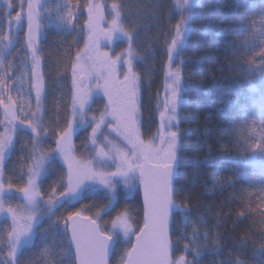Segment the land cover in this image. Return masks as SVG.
<instances>
[{"label":"trees","instance_id":"obj_1","mask_svg":"<svg viewBox=\"0 0 264 264\" xmlns=\"http://www.w3.org/2000/svg\"><path fill=\"white\" fill-rule=\"evenodd\" d=\"M65 1L74 6L77 18L73 23L78 27L65 30L61 26L54 30L43 25L38 45L45 86V122L50 127L58 124L63 128L70 118L71 63L87 36L85 8L88 3H100L104 8L117 3L122 6L123 27L133 34L141 134L148 139L155 126H160L159 112L163 110L160 97L169 63L167 44L174 38L176 24L187 19L189 32L174 63L175 67L182 68L186 95L178 106L181 150L173 198L176 204L187 205L188 211L175 212L170 230L173 258L184 254L186 243L191 246L195 228L198 237L195 244L201 250L195 264H236L238 260L244 264H264V256L259 254L264 248V217L259 214L264 211L260 207V198L264 195V154L254 150L257 144L264 146V57L260 55L264 51V0H191V10H183V16L179 7L183 0ZM10 2L18 5L20 0ZM6 11L5 3H0V13ZM19 11L15 7L13 17ZM8 34L5 20L0 29V58L13 61L18 78L25 66H30L25 55L28 49L24 46L27 28L23 26L17 33L13 27L15 38L11 43L3 39ZM101 49L108 52L119 48L102 46ZM68 52L71 59L67 58ZM65 64H68L66 70ZM30 97L25 111L35 109L34 90ZM91 114L96 115L94 107L89 109L88 115ZM90 129L76 134L75 154L90 151ZM44 143L56 147L53 138ZM30 153L31 132L18 127L15 144L6 153L3 165L6 189L9 182L15 186L8 191L13 206L23 205L19 201L23 194L15 188L26 185L27 177L21 173L31 163ZM56 156L46 163L45 177L39 183L44 193L65 173ZM60 191L62 187L58 188L57 195ZM123 196V192L117 194L114 207L102 215L101 223L127 207L139 228L142 223L139 196L136 194L125 201ZM109 199L106 193L84 192L79 203L56 208L55 215L48 213L45 205L40 209L45 214L30 243L21 246L19 264H74L66 232L57 223L58 218L84 205L93 206L85 215L94 216L96 208L107 204ZM10 225L8 219L0 217V236ZM4 254L5 245L0 243V259ZM187 258L193 260V254L189 252ZM110 263L115 261L111 258Z\"/></svg>","mask_w":264,"mask_h":264},{"label":"snow or ice","instance_id":"obj_2","mask_svg":"<svg viewBox=\"0 0 264 264\" xmlns=\"http://www.w3.org/2000/svg\"><path fill=\"white\" fill-rule=\"evenodd\" d=\"M4 3L7 11L0 13V29L6 20L9 31V34L3 37L4 40L11 43V40L15 38L13 27L18 33L25 23L27 25L24 46L28 49L25 55L30 66H25L23 76L27 77L30 88L29 99L23 97L19 100L14 99L11 93L16 82L13 71L15 65L13 61L5 62L3 58H0V106L3 111V117L0 118V126L3 127V131L0 132V213H6L11 219L10 227L3 236H0V243H3L6 248V254L0 259V264H19L18 254L22 242L26 244L30 241L34 227L45 214L40 209L46 205L47 212L55 215L54 209L66 207L80 199L82 191L90 186L89 182L101 184L109 190L108 203L97 207L94 216L85 215V212L92 211L93 206L84 205L75 211H68L66 217H59L57 221L66 232L70 231V241L75 245L78 264H109L110 249L114 242L120 239L121 234L125 245H131V247L121 255L119 264H195V258L201 255L200 247L195 244V239L198 238L197 230L193 228L191 246L186 243L183 249L184 254L176 258H173V242L170 238L175 212L186 213L188 211L187 205L176 204L173 198V180L179 163L178 152L181 150L178 106L186 95L182 68L173 67V64L183 50L185 38L189 32V21L184 19L176 24L174 38L167 44L169 63L165 76L168 82L165 84L163 110L159 112L160 126L156 134L145 142L140 137L139 77L133 70L135 58L132 49L133 34L123 27L121 5L117 3L111 5L112 18L106 29H101L99 25V21L104 19L103 6L92 3L87 5L88 19L85 22L87 36L84 47L76 51L75 60L71 63L73 92L70 118L66 121V127L60 128L57 124L53 128L45 122L43 115L45 86L41 70L40 49L37 45L45 10L39 0H28L26 11L24 0H20L18 5H14L10 0H4ZM17 6L20 11L16 12L13 17V10ZM179 7L182 9L181 15L183 16V10H191V0H183ZM76 18L77 12L70 3H66L58 14L59 21L66 28H77L78 25L73 23ZM117 32L127 39L129 48L117 54L113 59L108 52L98 51L99 40L103 37L111 41ZM92 50L96 51V56L88 55V60L93 61L94 65H103L108 74L104 77L102 73H99L96 83V88L103 91L108 103L99 118L93 114L89 122L85 119L87 116L85 106L91 99L92 88L84 85L83 81L92 73L85 71L84 63L77 62H82L84 56ZM260 55L264 57V51ZM67 58L71 59L70 52ZM121 61L126 66V71L123 72V80L116 81L121 87L115 90L114 98L110 86L117 71V64ZM180 63L183 64V61L181 60ZM64 67L66 70L68 64ZM78 70L81 73L79 76L77 75ZM101 79L103 83L100 82ZM21 83H23V78H21ZM33 90L35 109L25 111L24 108L30 102V93ZM17 96H21L19 91H17ZM157 106L160 107L159 101ZM77 113L80 114L79 118H77ZM106 116H111L115 120V124L111 125L113 131L119 133L121 127L125 129L121 135L130 145L129 151L117 150L114 155H110L102 148L99 149L94 159H99L102 165L108 160H112L115 164L116 170L109 173L94 171L91 161L82 164L72 155L74 151L72 138L76 129L90 123L91 143L96 145L97 134L101 131V126L106 123ZM18 125L22 126V131L30 130L31 132V163L28 164L27 170L21 173L22 177H27V182L25 186L15 188L17 192L23 194L26 206L8 204L5 207L4 194L6 190L11 191L15 186L9 182L6 189L3 165L6 153L15 144ZM48 138L55 140V148H52L50 144L45 145L44 142ZM254 150H259L264 154V146L260 144H257ZM55 154L63 159L67 172L66 174L61 173L58 181L51 186V190L44 193L38 181L46 171V162L50 158L54 159ZM121 181L129 190L136 186V182L143 187V226L139 228L134 227L135 219L127 207L117 212L110 221V227L102 226V213L114 207L117 185ZM61 187L63 191L57 195V190ZM45 195L47 199H44ZM62 197L64 201L60 203ZM25 207L27 211L23 210ZM260 207L264 208V195L260 198ZM250 210L255 211V209ZM259 214L264 217V211ZM240 215L243 216L244 213L241 212ZM108 223V221H103L104 225ZM133 237H135L134 242ZM189 252L193 254V260L187 258ZM259 254L264 256V248ZM236 264H244V262L238 260Z\"/></svg>","mask_w":264,"mask_h":264},{"label":"rangeland","instance_id":"obj_3","mask_svg":"<svg viewBox=\"0 0 264 264\" xmlns=\"http://www.w3.org/2000/svg\"><path fill=\"white\" fill-rule=\"evenodd\" d=\"M3 2H4V0H0V3H3ZM39 2L43 6V9L45 10L44 16H43L44 27H46V28L54 27L53 28L54 30H58L62 26V28H64L65 30L69 29V28H66L63 24H61V22L58 19L59 12L63 9L64 5L67 3L65 0H53V1L52 0H39ZM27 3H28V0H24L25 11L27 10ZM89 3L100 4V3H95L92 1H90ZM101 6H103V5H101ZM85 12H86V16L88 19L87 7L85 8ZM111 18H112L111 7L104 8V19L99 21L100 28L106 29L108 27V22L111 20ZM23 26H25L27 28L26 23ZM42 36H43V29H41V32L39 34L37 45H39V43L42 39ZM84 42H85V40H84ZM84 42H83V45L81 46V48L84 47ZM102 46H107V48L108 47L110 48L111 46H115V47L119 48L117 50L114 49L113 51H108L109 55L113 59L115 58V56L117 54L123 53L125 50H127L129 48V44L127 42V39L119 32H117L113 35V38L111 41L107 40L106 38L101 37L99 40V49H98V51L100 53L105 52L103 49H101ZM88 55L95 57L96 51L92 50V51L88 52L84 56V60L82 62H77V63H84L85 71L92 73L91 76H87L84 80V85H87V86L92 88L91 99L88 101L87 105L85 106V111L87 112V116L85 117V119L90 122L91 116H92V114L88 115L90 108H92V107L95 108V113H96V116L98 118H99L101 112L105 111V105L108 103V99L104 95L103 91L96 88V83H97V75L99 73H102L104 77H107L108 74L104 70L103 65H99V64L94 65L93 61L88 60ZM133 62H134V60H133ZM29 65H30V63H29ZM173 67H175L174 64H173ZM24 70H25V68L22 70L19 77L16 78L15 85L13 86L14 90L11 93V95H13V98L17 99V100H19L21 97H23L24 99H29V85L30 84L28 82L27 77L23 76ZM124 71H126V66L123 64V61H121L120 63L117 64V71L115 73V76L113 77V82L110 86V91H112L114 98L116 95L115 90L121 87V85L116 83V81L123 80V72ZM80 74L81 73L78 70L77 75L79 76ZM21 78H23V83H21ZM100 82L103 83V79H101ZM166 82H168V81L165 80V84H166ZM17 91L20 92V94H21L20 97L17 96ZM164 95H165V87H164V90H163L161 97H160L161 102L163 101ZM30 99H31V97H30ZM5 100H6V97H5ZM0 107L2 110V106H0ZM26 107H27V105L25 106V108ZM138 107L140 108L139 102H138ZM79 115L80 114L77 113V118H79ZM138 118L140 119V137L145 142H147L156 134V131L158 128H157V126H155L156 128L153 129V131L150 133V135H148L149 136L148 139H146V138L144 139L143 135L141 134L142 122H141V116H140V109H139ZM159 123H160V121H159ZM113 124H115V120H113V118L111 116H106V123L101 126V131L97 134L96 145H93L91 143L90 137H91L92 129H90L91 131L89 133V144H88V147H90L89 148L90 151L89 152H87V151L83 152V155L75 154V142H74L75 136L78 132L84 131L87 128H91V126H90V123H86V124L78 127L76 129L75 134L73 135V138H72V144L74 145V151L72 152V155L75 157V159L77 161L81 162L82 164H87L89 161H91L93 170L97 171V172L109 173V172L115 171L116 170L115 164L112 160H108L102 165L101 161L99 159H94V157L97 156V152L101 148L105 152H108L110 155H114L117 152V150H120V151H129L130 150V145L127 144V142L123 138V135H121V133L125 132V129L123 127H121L119 133L116 131H113V129L111 127V125H113ZM18 127H22V126L18 125L17 128ZM56 160L58 161L59 166L62 167V169L64 170V172L66 174L67 166L64 163L63 159L58 154L56 156ZM48 162H49V160L46 163L48 164ZM43 177H45V172L41 175L38 183H40V181L42 180ZM117 179H119V178H117ZM65 181H66V179H65ZM89 183H90V186L85 188L82 191L80 199L73 201L71 203V205L74 206L77 203H79V201L83 197L84 192H101V193L108 194L110 197L109 190L106 189L103 185L95 183V182H89ZM139 186H140L139 183L136 182V186L132 190H129L124 186L122 181L120 183H118L116 193H115L116 199H115L114 203H116V201H117V194L119 192H123V194H124L123 197L125 198L124 201L127 200V198L131 199V198L135 197V195L139 193ZM8 197H10V192H8L6 190V192L4 194V200L6 202L5 207H7V205L11 203L10 200L8 199ZM19 201L22 202V204L26 206V201L24 200L22 195L20 196ZM60 201H64V198L62 197ZM23 210L27 211V208L25 207V209H23ZM103 214L104 213H102V215ZM115 216L107 219L106 221H108L109 223L107 225H104L102 223V226L110 227L111 226L110 221ZM0 217H5L6 219H8L11 222L10 217L6 213H0ZM40 222H41V219H39L38 224ZM36 226L34 227L33 233L35 232ZM134 227L137 228V225L134 224ZM30 241H31V239H30ZM30 241L26 244H24L22 242V244L27 245L30 243ZM114 243H115V250L112 254V259L115 261V264H119L121 255L126 251L127 248H130V245H125L124 238H123L122 234L120 235V239L116 240Z\"/></svg>","mask_w":264,"mask_h":264},{"label":"water","instance_id":"obj_4","mask_svg":"<svg viewBox=\"0 0 264 264\" xmlns=\"http://www.w3.org/2000/svg\"><path fill=\"white\" fill-rule=\"evenodd\" d=\"M84 83V81H83ZM177 175V174H176ZM176 175L174 177V180H173V186H174V182H175V179H176ZM139 200H140V205H141V219H142V225L143 226V207H144V199H143V187L142 185H140V190H139ZM67 234V238H68V242H69V245H70V249H71V252H72V255H73V261H74V264H78V261L76 260V252H75V245L70 241V231L69 232H66ZM135 241V237H133V242ZM114 246H115V243L113 244L112 248L110 249V255H109V261H110V257L112 255V252H113V249H114ZM131 247V246H130Z\"/></svg>","mask_w":264,"mask_h":264}]
</instances>
